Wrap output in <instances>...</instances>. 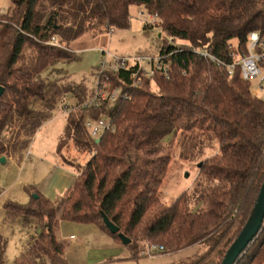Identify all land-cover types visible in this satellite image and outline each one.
<instances>
[{
	"label": "trees",
	"instance_id": "trees-1",
	"mask_svg": "<svg viewBox=\"0 0 264 264\" xmlns=\"http://www.w3.org/2000/svg\"><path fill=\"white\" fill-rule=\"evenodd\" d=\"M135 4L157 14L158 22L145 23L144 30L159 24L185 44L166 42L160 49L173 66L167 76L154 71L158 92L145 88L154 74L140 83L134 69L99 75L119 86L122 97L101 107L78 105L79 114H69L67 139L92 158L68 194L50 200L29 184L27 203H4L9 219L41 227L14 264H69L55 231L56 222L67 219L98 224L121 242L120 234L128 236L134 258L151 244L165 246L155 253L200 245L198 254L177 264H221L252 214L264 182V100L238 71L230 75L201 52L231 61L233 39L244 49L251 31H264V0H11L10 11L0 14V157L19 149L4 135L15 121L29 137L49 120L63 93L72 92L78 102L86 94L83 85L76 90L43 77L49 66L77 58L52 42L56 32L91 22L128 28ZM135 71L141 78L142 70ZM109 114L116 130L92 138L85 118ZM175 143L183 158L201 159V169L196 184L167 205L161 188ZM214 143L217 151L203 159ZM102 212L119 232L107 229ZM7 246L0 234V264H7ZM236 264H264V229Z\"/></svg>",
	"mask_w": 264,
	"mask_h": 264
},
{
	"label": "rangeland",
	"instance_id": "rangeland-1",
	"mask_svg": "<svg viewBox=\"0 0 264 264\" xmlns=\"http://www.w3.org/2000/svg\"><path fill=\"white\" fill-rule=\"evenodd\" d=\"M7 4L8 3L0 6V14L1 12L5 13L10 11L9 7L11 6V0H9V5ZM130 13L131 25L128 28L109 30L106 26V34H98L96 38L87 37L85 40L86 49L78 50L77 54L70 47L68 48L62 45V47L75 53L77 58L72 62L62 61L55 64L53 67L49 66V68L43 72V77L47 76V80L50 81V83H58L61 87L72 86L73 88L76 87V90H78V85H83L86 88V94L83 96L84 98H80L82 100L78 102V99L74 97L72 92L63 93V95L59 97L57 105L52 110V116L49 120L45 121L39 127H36L37 129L34 133H31L29 137L26 136V132L20 128V123L18 124L16 121L7 127L4 133L6 139L10 141V143L17 141L19 149L13 152L14 160L9 159L5 163L0 161V191L4 196L10 195L11 199L14 197L18 202L22 200L20 203H27V198L20 197V194L25 191L23 186L26 183H39V185L41 184L44 186L51 180H54L55 177L56 180H58L59 169L65 167L72 172H78V175H80L81 169L86 165L89 159L92 158L91 153H83L76 150L72 140H68L66 137V125L69 116L72 117V115L69 114L72 112L75 116L79 114L78 112L75 113L77 109L71 108H77L80 102L90 98L99 82H108V77L106 78V76H104L100 78L99 76L103 73L99 67L102 60L111 59L113 64H115L116 58L137 56L138 54L157 57L160 55V49L166 42L173 43L176 46L185 44V41L182 39H173L167 32L158 26L159 24L151 27V29L144 30V24L147 23V20L154 23L158 21L154 19L144 7L136 4L131 5ZM94 39L96 41L100 40V45L103 47L102 50L99 49V46L95 47ZM57 42H54V44ZM232 42L234 44L238 43L236 39H233ZM143 65L146 71H142L141 78L139 74L135 77L136 83L142 82L143 78L145 80V76H152L157 69L155 67V61L151 65L143 62ZM166 65L168 68L173 66L171 61H167ZM111 72L112 71H108V73ZM162 73L167 76L168 72L165 73L162 71ZM156 76L155 74L152 76L150 88L142 84V86L151 93L159 91V86L155 80ZM109 83L111 84L110 81ZM252 90H257L254 83L252 84ZM257 92L260 97L264 98L263 92L259 90ZM65 108L71 110L65 112ZM19 131L23 132L19 134ZM89 134L91 136V132H89ZM102 135H106V133L101 134L99 137ZM218 147V143H214L213 147L205 149L203 159L212 157ZM172 154L173 156L168 166L163 187L161 188V199L167 205H170L177 196L196 184L195 182L199 177L202 161L201 159L190 160L188 158H183L176 143L172 147ZM75 188L77 191L79 190V187L75 186ZM63 194L62 192L57 193L58 198ZM75 224L81 227L83 225H89L76 222ZM91 225L92 226L89 227H94V224ZM40 230L41 227L39 226L26 227L21 219L12 222H6L2 218L0 219V234L8 240L7 264H14L15 259L27 249L31 235H36ZM198 246V251L188 258L194 257L202 250L200 245ZM69 247L70 264H96L98 259H107V257L112 254L107 246H104L100 241L96 242V240L92 238L86 241L82 239L79 243L77 240H74V243H70ZM95 248L98 252H95ZM188 258L182 261L188 260Z\"/></svg>",
	"mask_w": 264,
	"mask_h": 264
},
{
	"label": "crops",
	"instance_id": "crops-1",
	"mask_svg": "<svg viewBox=\"0 0 264 264\" xmlns=\"http://www.w3.org/2000/svg\"><path fill=\"white\" fill-rule=\"evenodd\" d=\"M6 3H8L7 5H9V0H0V6ZM105 28L106 27L99 22H91V24H89L84 28H77V27L61 28V30L59 29L56 32L57 41L59 40L57 42V45L61 47L62 45L64 47H68V48L70 47L77 54L78 50L86 49L85 40L87 37L96 38L98 37V34L99 35L106 34L107 30L105 32ZM98 46L99 49L101 50L103 49V47L100 45V40L97 41L95 40V47ZM6 159L7 161L9 159L14 160L13 152L9 153L8 156H6ZM58 173H59L58 180H56L55 177L54 180H51L49 183H47L44 186H42L41 184L39 185V183H26L25 185H29V184L36 185L41 193H43L50 200L51 199L54 200V198L56 197L58 198L57 193L62 192L65 194L66 191L70 189L71 186L75 183L78 177V172H72L67 167L59 169ZM25 185L23 186V189L25 191L24 193L20 194V197L27 198L29 201L31 195L24 188ZM0 196H2L0 197V219L2 218L6 222L15 221V220H10L6 216V211L4 207L5 206L4 203L6 202V200L11 199L10 195L4 196L3 193L0 191ZM11 200L17 201V199H15L14 197ZM19 201L21 202L22 200ZM72 221L73 220H69V219L65 221L58 220L55 225V231L59 237V240L63 243L65 247V257L67 262H69L70 243H74V240H77V242L79 243L82 239L86 241L87 239L90 238L96 240V242L100 241L101 243L104 244V246H107L112 252V254L109 255L107 259H98L96 264H173L175 262L182 261L188 258L189 256L194 255L199 249L198 245H193L187 247L186 249H182L172 253H163V252L149 253L148 252L149 246H148L146 252L143 253L142 256L134 258L132 256L131 250L128 247V245L123 244L121 241L109 235L106 231H103L98 224L96 225L94 223L82 222L80 224H89V225H83L81 227L78 224H75L76 221H73L74 223ZM91 224H94V227H89L92 226ZM95 252H98L96 248H95Z\"/></svg>",
	"mask_w": 264,
	"mask_h": 264
},
{
	"label": "built area",
	"instance_id": "built-area-1",
	"mask_svg": "<svg viewBox=\"0 0 264 264\" xmlns=\"http://www.w3.org/2000/svg\"><path fill=\"white\" fill-rule=\"evenodd\" d=\"M154 19H157V14L151 15ZM147 23H154L150 21H146ZM158 22V21H157ZM156 22V23H157ZM154 23V24H156ZM57 42V38L53 37L52 42ZM53 42V43H54ZM57 45V43H55ZM230 56L231 61H225L224 59H220L210 54L208 51L201 52L202 55L209 58L211 62L217 63L219 66H223L227 69L230 75H233L236 71L239 72L240 77H243L245 80L251 82V85L254 83L257 90L252 92L257 96L258 90L264 93V31L255 30L251 31L248 35L246 48L240 49L238 44H232L230 46ZM167 58L165 55L155 56H147L140 55L130 56V57H122L116 58L115 64L111 59L102 60L99 64L101 71H107L112 68L114 70H119L122 68L134 69L132 72V78L138 76L139 72L137 70L146 71L143 62L151 65L154 61L156 62V68L163 70L165 73L168 71V67L164 62V59ZM121 88L117 86H112L109 81H101L98 83L97 87L93 90L90 98L84 100L79 106L83 108H93V107H101L108 103H115L121 96ZM263 100L264 98L261 97ZM71 109H77L73 107ZM71 109L65 108V112L70 111ZM64 112V113H65ZM85 127L91 132V136L93 138H98L101 134L106 132L115 131L116 126L112 117L103 116L100 118H92L87 117L84 121ZM99 139V138H98ZM165 246L163 245H149V253H154L159 251H163Z\"/></svg>",
	"mask_w": 264,
	"mask_h": 264
},
{
	"label": "water",
	"instance_id": "water-1",
	"mask_svg": "<svg viewBox=\"0 0 264 264\" xmlns=\"http://www.w3.org/2000/svg\"><path fill=\"white\" fill-rule=\"evenodd\" d=\"M4 87H0V97L3 94ZM0 161L5 163L7 161L6 156L0 157ZM264 181V180H263ZM35 197L37 194L34 195ZM252 214L247 219L242 230L238 236L232 241V245L229 247L224 255V259L221 264H236L247 252L248 248L254 242V240L262 233L264 229V182L261 185L257 201L252 209ZM104 223L107 229L113 233L119 232V227L110 221L109 217L102 212ZM122 243L127 245L131 241L128 236L120 234Z\"/></svg>",
	"mask_w": 264,
	"mask_h": 264
}]
</instances>
